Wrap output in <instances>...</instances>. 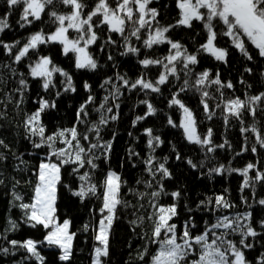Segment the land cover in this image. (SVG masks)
Instances as JSON below:
<instances>
[{
	"label": "snow or ice",
	"instance_id": "obj_1",
	"mask_svg": "<svg viewBox=\"0 0 264 264\" xmlns=\"http://www.w3.org/2000/svg\"><path fill=\"white\" fill-rule=\"evenodd\" d=\"M5 3L8 12L7 15L0 17V34L11 28L8 16L14 9L20 10L17 21L20 28L42 21L45 15L49 22L55 25L54 31L46 33L40 29L31 33L23 43L20 40L7 43L0 39V47L12 58L13 63L21 64L28 61V75L41 82L44 92L56 88V74L64 78L60 81L63 92L74 93L76 87L72 76L67 71L57 66L50 56L39 54L41 46L59 44L64 56L70 53L74 55L76 69L89 71H95L98 68V63L89 48L100 40L99 30L101 29L123 38L125 51L121 55L138 56L140 54V48L131 43V38L137 41L142 40L146 49L167 44L169 54L162 58L146 57L138 61L145 69L150 66H160L163 69L155 80L148 79L146 74H141L132 81L125 75L117 74L115 79L120 82L117 84L113 77H107L100 85L107 94L95 108L99 114L97 121L89 119L91 115L89 105L96 103L95 97L89 94L85 102L77 109L73 126L58 128L49 134L43 124L42 114L48 109H55L56 101L43 97L36 101L37 109L30 114H25L23 124L25 138L30 141L33 149H47V152L39 160L34 173L36 180L32 185L30 201H25L24 195L15 190L21 183L19 180L15 181L12 190V206L21 210V218L18 222L9 217L5 232L18 231L20 224L23 223L33 229L41 226L45 230V235L42 240L32 238L9 240L7 235H0V239L7 241L11 250L23 249L26 256L22 260H34L35 264H45L46 258L41 254V248L47 246L58 249L59 260L68 264L73 255V240L76 233L70 231L69 219L60 222L57 217L58 186H63L73 196L78 197L81 203L93 197L100 200L98 220L95 224L83 225L85 232L91 229L96 242L93 245L92 264H105L104 258L109 256L111 230L114 222L119 219L121 209H132L135 219H132L130 224L133 225V230L141 227L145 222L150 226L149 231L141 234V239L145 240L143 250L137 254L141 264H252V261L246 257V251L255 247L256 238L264 236V232L258 231L253 226L251 211H230L237 205L229 201L225 195L206 197L196 204L195 209L185 204L184 208L188 215L180 224L175 222L181 216L179 209L182 194L179 190L168 192L165 187L164 181L171 179L172 173L166 166L167 157L161 162L153 155L163 141L160 136L153 134L152 128L144 129L150 151L147 158L142 161L149 179L136 181L138 185L144 186L145 191L128 189L138 198V207L124 199L122 190L127 182L122 180L116 171L109 168L106 173H101L103 179L100 181H97L95 177L96 170L100 168L97 161L103 158L107 162L110 158L112 141L103 140L101 130L102 127H107L111 122L119 119L120 104L117 101L124 94L122 89L128 92L137 90L144 92L145 95L149 92L160 93L161 86L171 83L170 77L179 81L181 73L184 77L183 83L171 93L168 106L170 108L176 106L182 110L183 118L179 125L171 117L168 118L167 123L182 129L189 143L199 145L201 150L206 149L205 160L210 159L208 154L213 153L217 148H224L225 145L231 147L227 140L218 145L213 144L211 128L201 136L197 131V121L193 111L179 97L181 93L191 90L200 93V103L210 120L215 115V111L209 107L208 101L214 97L208 88L215 85V91L219 93L221 101L216 104V108L222 107L225 125L229 123L230 117L243 125L245 113L253 117L255 121L258 110L264 112V91L254 95L246 91L243 99L239 96L225 98L223 89L235 90L231 81L223 82L219 72L213 74L208 69L199 73L194 71L195 66L200 63L198 57L201 54H208L218 62L228 63L230 52L227 47L219 46L221 38H227L231 47L239 52L245 61L254 62L257 58L264 59V0H174L178 18L175 23L168 25L160 24L157 19L160 12L156 7L151 6L153 0H93L92 6L86 0H5ZM60 6L67 8L68 11H58ZM194 22L202 25L206 36L204 42L199 44L195 51L189 52L185 45L174 41L167 34L177 27L193 28ZM69 30L76 33L75 37L70 36ZM105 43L116 44V40L112 38V35H108ZM103 50L104 47L101 46V51ZM33 56H35L34 60ZM108 59L112 60L110 54ZM244 72L251 75L253 68L245 67ZM19 75L21 78L18 81L19 87L16 89L19 93L17 106L23 103L24 93L28 89L24 73L21 72ZM260 75L264 78V72ZM239 83L245 85L247 89L252 88L243 76ZM109 86L110 91H108ZM83 87L91 92V85L87 82ZM61 94L59 90L55 93L57 98ZM139 103L146 106V111L144 115L136 116L133 127L157 112L148 99H143ZM81 125L85 126L83 131L80 130ZM241 132L253 133L256 144L264 148V134H261L255 122L250 127L242 126ZM114 138L115 134H113ZM256 144L251 146L252 153L257 152ZM0 146L8 147L3 139H0ZM248 150L245 136V146L237 155ZM139 155L138 152L129 149L130 157ZM176 159H181L178 152ZM20 163L23 164L24 161L21 159ZM187 164L193 169L198 167L191 159L187 160ZM65 167H70V174L80 182L76 188L63 184L62 169ZM199 167H205V161H201ZM82 169L84 171H81ZM252 170H255L254 176L249 175ZM225 172H238L243 177L241 192L251 188L253 199H255V184L264 182V171L257 169L253 163H248L243 169L225 168L224 165L208 169L209 176L214 173L222 175ZM3 183L4 181L0 179V184ZM165 196L170 197L173 202L162 203V198ZM145 200L147 209L143 203ZM241 202L251 207L247 197L241 196ZM256 202L264 206V199ZM140 209H145V214L136 215ZM194 211L205 212L213 217L212 220L202 221L203 227L199 232H197L198 225L195 217L192 215ZM93 212L97 213V210ZM259 228L264 230V220L259 221ZM153 245L155 248L151 250ZM10 248L0 246V253L9 254ZM11 254L15 255V251H11ZM256 264H264V253L258 256Z\"/></svg>",
	"mask_w": 264,
	"mask_h": 264
},
{
	"label": "trees",
	"instance_id": "obj_2",
	"mask_svg": "<svg viewBox=\"0 0 264 264\" xmlns=\"http://www.w3.org/2000/svg\"><path fill=\"white\" fill-rule=\"evenodd\" d=\"M86 2L90 6L93 4V0H86ZM151 6L159 10L160 15L157 19L161 25L175 23L178 18V10L175 8L174 0H153ZM57 10L60 12L68 11L63 6L58 7ZM7 12L5 0H0V17L7 15ZM19 17V9L12 10V14L8 16L11 28L0 34V39L4 42L12 43L15 40H20L23 43L31 33L40 29H43L46 33L55 29V25L49 22L46 15L42 21H36L33 25L26 28H20L17 23ZM69 34L71 37L76 35L72 30H69ZM99 35L101 37L100 40L89 48L90 53L98 63V68L95 71L76 69L74 55L70 53L68 56H64L59 44H48L40 47V55L50 56L57 66L72 76L76 87V92L74 93L63 92V85L60 81L64 78L59 76V74L55 75L56 88L51 89L49 92H44L41 88V82L28 75V61L15 64L12 58L0 47V139H3L8 146L7 148L0 146V157H3L0 159V179L4 181L3 184H0V235H7L9 240H24L28 238L42 240L45 235V230L41 226L33 229L23 223L20 224L18 231L5 232L8 227L9 217L18 222L21 218V210L12 206V190L15 181L19 180L21 182L16 186L15 190L24 195L25 201H30L32 185L36 180L34 173L39 160L47 152V149H33L30 141L25 138L26 134L23 127L25 114H30L37 109L38 104L36 101L40 97L56 101L57 107L55 109H48L42 114L43 124L50 134L58 128L73 126L76 111L85 102L89 94L93 95L96 101L95 104L89 105V111L91 112L89 119L97 121L99 114L95 111V108L99 106L103 101V97L107 94V91L101 88L100 85L107 77H113L114 82L119 84L120 82L115 79L117 74L125 75L126 78L132 81L141 74H146L148 79L155 80L158 74L163 71L160 66H150L145 69L138 61L146 57L162 58L168 55L169 46L167 44L146 49L142 40L137 41L135 38H131V43L140 48V54L138 56L133 54L121 55L125 51L122 37L118 34L107 33L103 29L99 30ZM108 35H112V38L116 40V44L105 43ZM144 35L146 36V33ZM167 35L174 41H179L185 45L189 52L195 51L199 44L204 42L206 36L199 22H194L193 28L177 27ZM101 46L104 47L103 51H101ZM219 46L229 49L228 63H221L208 54H201L198 57L200 63L195 66L194 71L199 73L208 69L213 74L219 72L223 82L231 81L235 86V90L223 89L225 98L239 96L243 99L246 91L250 95L264 91V78L260 75L261 72H264V59L257 58L254 62L245 61L239 52L231 47L227 38H221ZM109 54L112 56V60L108 59ZM32 59L34 60L35 56ZM245 67L253 68V74L245 73ZM21 72L24 73V78L28 82V89L24 93L23 103L17 106L19 93L16 89L19 87L18 81L21 78L19 73ZM242 76L248 84L252 85L251 89H247L245 85L239 83ZM183 79L182 73L179 81L170 77L171 83L161 86L160 93L149 92L145 95L144 92L137 90L128 92L122 89L124 94L117 101L120 104L119 119L111 122L107 127H102L101 130L103 140L112 141V149L107 162L103 158L97 161L100 168L96 170L95 179L97 181L102 180L103 175L101 173H106L109 168L116 171L122 180L127 182L122 190L124 199L138 207V198L129 192L128 189L145 191L144 186L142 184L138 185L136 181L149 179L142 161L147 158L150 151L147 147L148 137L144 135V129L152 128L153 134L160 136L163 141L156 148L153 155L161 162L167 157L166 166L172 173V178L164 181L165 187L168 192L179 190L182 194L179 209L181 216L176 219L175 222L177 224H180L184 217L188 215L184 208L185 204L195 209L196 204L200 200H204L209 196L214 197L215 195L223 194L229 201L237 205L235 209L230 211H251L253 214V226L258 231L264 232V230L259 228V221L264 220V206L256 202L259 199H264V182L255 184V199H253L251 188L244 189L241 192L243 177L238 172L208 175V169L218 165H224L225 168L243 169L248 163H253L257 166V169L264 171V148L256 144L253 133L241 132L242 126L250 127L255 122L261 134H264V112L258 110L255 121L253 117L245 113L243 125L235 118L230 117L229 123L225 125L222 107L216 108V104L221 103V101L219 93L215 91V85L208 88V91L214 97V99L208 101L209 107L215 111V115L210 120L207 118L203 105L200 103V93L194 90L181 93L179 98L194 113L198 133L203 136L211 128L213 144L218 145L227 140L228 144L231 145V147L225 145L224 148H217L213 153L208 154L210 159L205 160L206 149L201 150L199 145L189 143L185 139L182 129L172 127L167 123L169 117L177 125L180 123L181 110L176 106L170 108L168 101L171 93L175 92L183 83ZM85 82L91 85V92L84 89L83 85ZM57 90L62 92L58 98L55 95ZM110 90L109 86L108 91ZM143 99H148L157 109V112L155 115L138 122L133 127V121L136 116H142L146 111V106L139 103ZM79 127L83 131L85 126L81 125ZM113 134H115L114 139ZM245 136L247 137L249 150L237 155L245 146ZM253 144H256V153H252L250 150ZM129 149L138 152L140 155L138 157H130ZM177 152L181 156L180 160L176 159ZM21 159L24 161L23 164L20 163ZM188 159H191L198 167L196 169L191 168L187 164ZM201 161H205V167L203 168L199 167ZM81 171L84 170L82 169ZM70 173V167L62 169L63 184L76 188L80 182ZM249 175L254 176L255 170L250 171ZM241 196L248 198V204L251 205L250 208L241 202ZM161 202L167 204L173 201L170 197L165 196ZM143 203L145 204V209H147V201L145 200ZM56 205L59 221L62 222L64 219H69L71 221L70 231L76 233L73 240V255L68 264H92L93 245L96 242L93 239L91 229L85 232L83 225L86 223L95 224L98 220L100 200L93 197L81 203L80 199L73 196L67 188L58 186ZM145 209H140L136 215L145 214ZM93 210H97V213H94ZM192 215L198 225L197 232L203 227L202 221L204 219H213L205 212L194 211ZM132 219H135L132 209L120 210L119 219L114 222L111 230L109 256L104 258L105 264H141L137 259L138 252L143 250L145 244V240L141 239V234L149 231L150 226L145 222L141 227L133 230V225L130 224ZM254 243L255 247L246 251V257L252 261V264H256L258 256L264 253V236L256 238ZM0 246L10 248L7 241L3 239H0ZM154 248V245L151 246V250H154ZM11 251H15V255H12ZM41 254L46 258L45 264H65V262L59 260V250L56 248L43 246ZM24 256H26V253L23 249L11 250L10 248L9 254L0 253V264H35L34 260H22Z\"/></svg>",
	"mask_w": 264,
	"mask_h": 264
},
{
	"label": "rangeland",
	"instance_id": "obj_3",
	"mask_svg": "<svg viewBox=\"0 0 264 264\" xmlns=\"http://www.w3.org/2000/svg\"><path fill=\"white\" fill-rule=\"evenodd\" d=\"M183 118L182 110H181V119ZM181 121V120H180Z\"/></svg>",
	"mask_w": 264,
	"mask_h": 264
}]
</instances>
